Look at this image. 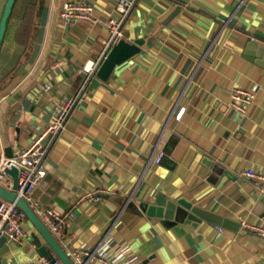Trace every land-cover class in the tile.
<instances>
[{
    "label": "crops",
    "instance_id": "crops-1",
    "mask_svg": "<svg viewBox=\"0 0 264 264\" xmlns=\"http://www.w3.org/2000/svg\"><path fill=\"white\" fill-rule=\"evenodd\" d=\"M67 1L92 4L100 22L65 24ZM118 2L38 0L28 48L17 41L24 14L7 23L1 154L26 149L52 123L55 104L81 83L79 69L100 59L107 21L120 18ZM7 3L0 0V25ZM123 31L129 42L143 41L141 51L89 88L49 147L43 179L58 187L47 204L37 200L66 215L59 243L70 257L91 252L83 253L85 264H102L101 257L116 264H264V238L250 230L220 231L208 221L166 220L142 209L162 194L264 228V180L238 176L253 169L264 177V66L246 53L251 40L264 45V0H138ZM236 87L254 93L242 114L228 105ZM98 187L108 193L88 199ZM22 225L27 237L21 245L6 242L0 260L41 264L37 228L29 218Z\"/></svg>",
    "mask_w": 264,
    "mask_h": 264
},
{
    "label": "built area",
    "instance_id": "built-area-1",
    "mask_svg": "<svg viewBox=\"0 0 264 264\" xmlns=\"http://www.w3.org/2000/svg\"><path fill=\"white\" fill-rule=\"evenodd\" d=\"M138 0H119L116 5L117 12L120 13V18H109L107 26L110 32L103 53L97 61L88 62L79 69L82 76L81 83L76 91L67 96L65 99L58 101L54 106V119L52 123L47 126L46 130L33 139L32 143L26 149L15 152L12 157H6L0 153V185L12 189L13 177L10 170L18 169L17 193L24 201L30 205L33 212L43 221L49 228L50 232L57 238V240H65L66 229V215H61L55 210L43 205L39 200L32 198V193L38 186L40 181L46 176L47 169L45 162L49 147L56 137L65 129V125L74 110L75 105L88 92L91 82L97 77L98 68L102 62L107 58L112 47L120 40H126L124 25L129 17L131 10ZM61 18L65 24H74L78 21H90L94 24L100 22L99 18L94 13V6L84 1L64 3L61 7ZM50 87L46 86L48 90ZM254 99V93L243 87H236L232 89L228 105L234 110L245 113ZM185 109H181L176 115L180 119ZM163 156L161 153L158 156V161ZM239 177L261 178L253 169H246L244 172L238 174ZM261 195L264 196V186L262 187ZM108 191L102 187L96 188L92 193L86 197L90 200L100 201L102 195L107 194ZM27 219L26 212L22 210L15 202L4 200L0 197V236H5L7 242L12 244H22L27 237L23 229V221ZM241 229L250 230L259 237L264 238V228L255 225L243 223ZM220 231H224L220 227ZM83 253L90 258L91 252L75 251L71 253V259L77 264H85ZM99 260L102 264H116L111 260L101 257ZM41 264H61L60 260L56 258L51 260L47 257H40ZM0 264H4L0 260ZM30 264H36L32 262Z\"/></svg>",
    "mask_w": 264,
    "mask_h": 264
},
{
    "label": "water",
    "instance_id": "water-1",
    "mask_svg": "<svg viewBox=\"0 0 264 264\" xmlns=\"http://www.w3.org/2000/svg\"><path fill=\"white\" fill-rule=\"evenodd\" d=\"M16 0H8L5 7L3 18L0 25V50L2 47V42L5 37V30L7 28V23L10 18L12 7ZM178 10L176 9L172 16H174ZM141 40H137L134 43L126 40H120L115 44L107 58L102 62L98 68L97 77L91 82L89 88L95 87L99 81L107 80L110 74L114 71L113 69L124 63L127 59L139 53L140 46L142 45ZM247 54L253 56L257 59V62L264 66V45L259 44L257 40H251L247 45ZM10 174L13 177L12 189H8L0 185V197L4 200L15 202L22 210L26 212L27 218L35 224L37 228L36 234L33 235L34 243L37 244L38 253L40 256L51 258L50 251L53 250L55 254L59 257L61 264H77L71 259L69 254L63 248L62 244L59 243L56 237L50 232L49 228L43 221L33 212L32 208L26 201L19 197L16 189L18 182V169L14 168L10 170ZM51 181V177L47 176L42 179L38 186L32 193V198L35 200L39 198L44 204H47L49 198L54 194L55 189L58 187L57 184L53 188L47 186ZM45 191L46 194L42 193ZM155 203L142 204V209L146 211L148 216L164 218L166 220L176 219L178 215L182 216L186 222L199 223L202 221H208L210 223L216 224L220 227L230 228L232 230H239L241 233H246L247 229H241V224L232 219L225 218L209 210H204L198 206H194L190 201L185 199L171 200L166 199L162 194H159L154 199ZM7 242L5 236H0V257L1 254L8 251L9 247H6ZM3 246H5L3 248Z\"/></svg>",
    "mask_w": 264,
    "mask_h": 264
},
{
    "label": "trees",
    "instance_id": "trees-1",
    "mask_svg": "<svg viewBox=\"0 0 264 264\" xmlns=\"http://www.w3.org/2000/svg\"><path fill=\"white\" fill-rule=\"evenodd\" d=\"M37 8L38 0H16L11 11V16L8 20L9 23L13 20L15 15L25 16V21L21 24L19 36L17 41L28 48L32 33H34L37 23Z\"/></svg>",
    "mask_w": 264,
    "mask_h": 264
}]
</instances>
